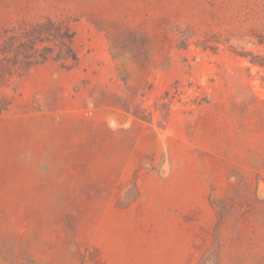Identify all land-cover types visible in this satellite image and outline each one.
<instances>
[{"label": "rangeland", "instance_id": "obj_1", "mask_svg": "<svg viewBox=\"0 0 264 264\" xmlns=\"http://www.w3.org/2000/svg\"><path fill=\"white\" fill-rule=\"evenodd\" d=\"M0 264H264V0H0Z\"/></svg>", "mask_w": 264, "mask_h": 264}]
</instances>
